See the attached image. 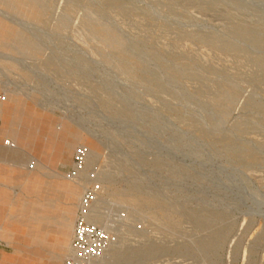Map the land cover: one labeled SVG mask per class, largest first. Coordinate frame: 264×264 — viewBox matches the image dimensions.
I'll list each match as a JSON object with an SVG mask.
<instances>
[{
    "label": "rangeland",
    "instance_id": "rangeland-1",
    "mask_svg": "<svg viewBox=\"0 0 264 264\" xmlns=\"http://www.w3.org/2000/svg\"><path fill=\"white\" fill-rule=\"evenodd\" d=\"M0 14L1 93L69 125L123 212L108 264H264V0H0Z\"/></svg>",
    "mask_w": 264,
    "mask_h": 264
},
{
    "label": "crops",
    "instance_id": "crops-1",
    "mask_svg": "<svg viewBox=\"0 0 264 264\" xmlns=\"http://www.w3.org/2000/svg\"><path fill=\"white\" fill-rule=\"evenodd\" d=\"M1 15L4 41L10 20ZM78 142L69 125L59 129L33 104L11 95L0 100V264H63L82 195L65 179Z\"/></svg>",
    "mask_w": 264,
    "mask_h": 264
},
{
    "label": "built area",
    "instance_id": "built-area-1",
    "mask_svg": "<svg viewBox=\"0 0 264 264\" xmlns=\"http://www.w3.org/2000/svg\"><path fill=\"white\" fill-rule=\"evenodd\" d=\"M7 93L0 96L5 101ZM8 147L16 148L9 140L5 142ZM91 151L86 145H79L73 157L71 170L66 174L68 180L82 184V195L78 202V212L70 243L69 252L63 264H108L111 248L117 243L116 235L118 225L123 219V212L113 207L105 199L104 180L95 168H89ZM35 163L29 165L33 169ZM133 229L137 233L145 232L144 221H135ZM5 242L0 238V247Z\"/></svg>",
    "mask_w": 264,
    "mask_h": 264
},
{
    "label": "bare ground",
    "instance_id": "bare-ground-1",
    "mask_svg": "<svg viewBox=\"0 0 264 264\" xmlns=\"http://www.w3.org/2000/svg\"><path fill=\"white\" fill-rule=\"evenodd\" d=\"M15 144V143H14ZM16 146V145H15ZM11 148V147H10ZM11 149H13V148H11ZM82 188H83V186H82V184H79ZM69 252V251H68ZM68 254V253H67ZM66 257V256H65Z\"/></svg>",
    "mask_w": 264,
    "mask_h": 264
}]
</instances>
